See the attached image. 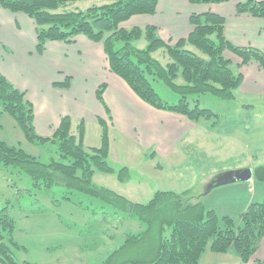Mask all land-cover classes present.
<instances>
[{
    "label": "trees",
    "instance_id": "1",
    "mask_svg": "<svg viewBox=\"0 0 264 264\" xmlns=\"http://www.w3.org/2000/svg\"><path fill=\"white\" fill-rule=\"evenodd\" d=\"M78 1L81 0H0V6L23 12L33 19L38 51L44 49L47 41L73 42L79 34L101 42L108 69L123 78L142 101L156 109L183 114L195 122L215 116L210 109L199 106L200 95L232 100L242 80L240 67L256 62L264 71V48L232 44L224 33L225 18L216 12L192 13V31L170 44L157 35L154 25L126 28L123 24L134 15L153 14L157 0H101L83 9L68 8ZM223 1L227 0H190L192 3ZM236 10L264 17V1L239 2ZM139 40L146 41V46H137L135 43ZM162 48L169 60L165 64L153 57V52ZM225 50L238 57L237 71L232 68L231 59L224 55ZM155 81L176 93L178 100L164 99L154 87ZM68 82L66 79L57 84L64 86ZM104 87L102 83L96 91L102 101ZM25 96L24 91L0 73V115L9 114L29 142L53 143L57 157L42 162L20 146L0 139V165L25 172L33 185L40 188L61 185L104 197L113 204L121 201L127 216L137 217L146 224L144 230L127 234L100 264H199L208 245L215 252H227L233 247L238 264H264L263 260L252 259L264 234V197L250 202L240 212L237 222L230 215L205 209L200 196L190 188L179 192L160 190L146 203L131 202L92 181L96 171L115 172L108 162L109 134L104 120L98 119L99 146L86 148L84 121L80 119L73 128L68 115L60 118L52 135L42 137L35 133L32 103ZM126 170L123 167L117 173L121 180H126L122 175ZM252 176L256 181H264V164L254 167ZM152 228L155 230L152 257L123 256L116 260L127 248L142 242ZM13 230V217L3 207L0 210V261L3 264H19L14 252L18 244Z\"/></svg>",
    "mask_w": 264,
    "mask_h": 264
},
{
    "label": "rangeland",
    "instance_id": "2",
    "mask_svg": "<svg viewBox=\"0 0 264 264\" xmlns=\"http://www.w3.org/2000/svg\"><path fill=\"white\" fill-rule=\"evenodd\" d=\"M92 2L99 4L102 1L81 0L68 8L83 9ZM227 2L230 3V0L220 3ZM192 4L199 5V3ZM200 4L218 5L206 2H200ZM170 6L176 11L179 10L182 14L179 17H183L186 12H189V16L195 12V9L184 6L181 2L161 0L163 10L159 11L154 18L151 17V20H162L163 12ZM17 13L23 12L0 6V73L16 88L24 91L26 99L31 103H33L30 99L32 94L36 101L33 103L34 105L32 104L35 133L47 137L52 134V130L43 127L40 118L37 119V87L44 80L52 78L51 80L56 84L55 88L66 89L67 85L60 87L57 82H63L66 79L69 81L72 74L55 71V65L62 64L77 68L79 73L82 70V64L77 62L70 53L62 56L49 51L46 54L48 55L46 60L37 59L34 54L40 55L41 52L44 54L46 46L52 41H47L42 51L36 50L37 34L33 19L24 13L16 18V15H21ZM140 15L143 16L134 15L124 26L126 28L146 26L149 15ZM134 19L136 20L134 21ZM128 22L130 23L128 24ZM9 32H13L17 40ZM157 35L161 38L162 31H159ZM78 37L86 36L79 34L74 41ZM74 41L64 42V44L66 47H70ZM135 44L142 48L146 46V41L139 40ZM24 47L27 48V56L24 55ZM2 55L6 56L5 59H2ZM224 55L231 59V66L237 71L238 57L228 50L224 51ZM82 56H85L84 50ZM153 57L162 64L169 61L163 48L153 52ZM89 72L92 75L97 74V69H91ZM76 80L77 76L74 75L73 81ZM154 87L168 102H176L179 98L162 82L155 81ZM235 94L236 99L232 100H220L210 94L199 96V106L210 109L215 116L208 120L200 119V124L205 125L206 130L196 127L194 131L184 137L169 157L158 156L155 153V149L157 150L158 147L151 140L149 145L147 144L148 139L144 140L145 144L142 143L144 148L132 142L133 140L143 142L138 131H136L137 134L132 133L136 139L128 140L117 130H114V126L125 128L120 123L122 120L120 114L114 107H111V111L108 110L110 106L107 107V103L97 97L99 104H103L102 110L105 112L103 117L98 116L103 118L108 128L111 150L109 164L114 167L115 172L96 171L92 181L135 203L148 202L156 191L179 192L190 188L193 193L200 196L205 209H214L219 215H230L237 222L240 212L245 210L250 202L256 198L263 199L264 181L255 180V188L249 190L248 184L235 186L230 183V177L226 178L228 181H224V179L228 175V171L236 166L248 164L256 167L264 164V122H262V119L264 120V100L256 95L251 96L250 102L253 103V109L244 114V117L250 119V136L246 143L248 146L245 148L246 152L236 154L235 151V155H229L226 148L221 152L212 148L211 143L209 144L205 140L192 144L194 139H190L198 134L199 139H209L213 136L218 137L221 143L226 141L224 135L227 129L236 124L239 116L237 115L239 111H236L235 108L238 104L245 106L247 102L240 89ZM64 115L66 114H62V116ZM90 115L85 118L87 121L85 122L86 138L85 142L83 139V144L85 143L86 148L90 147V144L97 145L100 140L101 126L96 122L93 123V118ZM253 118L256 122L252 121ZM242 132L240 131V137L245 141ZM235 133L238 134V131L235 130ZM0 139L10 145L20 146L42 162H49L51 158L57 157L53 143L50 141L43 144L29 142L22 129L6 113L0 115ZM199 139L197 140L199 141ZM123 167L128 169L122 173L126 180H121L117 176ZM215 173L218 174L214 188ZM259 193H261L260 197ZM242 203L246 205L244 209ZM124 206L121 201L113 204L106 201L104 197L91 196L61 185H53L49 189L40 188L33 185L31 178L25 172L11 166L0 165V210L6 207L8 214L13 217V238L18 244V248L14 252L19 264H27V262L30 264H100L113 249L122 243L127 234H136L146 228V224L142 220L127 216L126 211L123 210ZM150 231L142 242L127 248L123 255L119 254V257H116V260L123 256L138 259L152 257L155 247V230L152 228ZM238 263L239 258L233 247H230L227 252H215L208 245L199 259V264ZM0 264L3 263L0 261Z\"/></svg>",
    "mask_w": 264,
    "mask_h": 264
},
{
    "label": "crops",
    "instance_id": "3",
    "mask_svg": "<svg viewBox=\"0 0 264 264\" xmlns=\"http://www.w3.org/2000/svg\"><path fill=\"white\" fill-rule=\"evenodd\" d=\"M174 1H178V3L181 2L184 6H190L189 8L195 9L194 13H203L210 11L209 9H211L224 16V33L226 38L231 43L240 47L251 46L256 48H264V17L251 15L247 12L240 13L236 10V5L239 2L247 0H230V3H217L218 5L216 6L205 4L202 5L200 3L199 5L192 4L190 0ZM161 10H163V7H161V0H157L155 12L153 14H148L149 20L147 25H154L156 27L157 33L162 31V39L174 42L179 38L186 37L192 31L193 26L189 19V12H186L183 17H179L182 14H180L179 10L176 11L173 9L172 6L166 8V11L163 12L161 17L162 20L159 21L153 19L154 21H152L151 17L154 18V16L157 15ZM17 14L21 15H16V18L22 16L23 13ZM135 20L136 19H134V21ZM127 21H125L123 24H127ZM129 23L130 22H128V24ZM9 33L14 37L13 32ZM88 39L86 40V37H78V39L74 41V44L70 45V47H66L64 41L51 40L52 42L48 43L46 46V52L44 54L42 52L40 55L34 54L37 59L46 60L48 57L46 54L49 51L53 52L54 54L59 53V55L62 56L68 55V53H70L77 62L82 64V70L79 73L77 72V68L64 66L62 64L55 65V71H65L72 74L69 78L66 89L55 88L56 84L53 83L54 81L51 80L52 78L44 80L37 87L38 107L36 113L37 119L40 118V123H42L43 127L47 128L48 130H52L53 133L60 121L62 114H66L72 118L73 128H75L77 125L75 120L78 121L79 119H82L85 123L87 122L85 121V118L89 114H91L90 117L93 118L92 122L98 123V119H103L100 118V116L103 117V113L105 112L102 110L103 104L101 103L100 105L97 101L96 91L99 87V84L105 83V87L102 92L103 102L107 103V107L108 105L110 106L108 110L110 109L111 111V107L115 108V110L121 116V125L125 127L123 129L121 127L112 126L114 130H117L128 140L136 139L132 133L137 134L136 131H138L143 142L140 143L138 140H133L132 142H134L137 146L144 148L143 144H145V139H148V145L151 144L150 140L153 141L156 143V147H158L157 150L155 149V153L160 157L171 156L184 137L188 133L194 131L196 127L205 129V125L200 124V121L195 122L190 120L187 116L174 111L156 109L142 101L123 78L108 69L102 43L97 41L92 42ZM83 50L85 54L84 57L82 56ZM26 51L27 48L24 47L23 52L25 56H27ZM5 57V55H2V59H5ZM85 62L86 64L84 65ZM91 69H97V74H90L89 70ZM240 71L242 80L236 91L240 89L242 95L246 97L247 102L245 103V106L238 104L235 108L236 111H239V114H237L239 116L237 117L236 124H233L231 128L227 129L224 135L226 137V141L221 143L218 137L213 136L211 138L209 137V139H199L200 137H198L197 134L195 137L190 138L194 139L192 144H197V142L200 143L202 140H205L209 144L211 143V147L217 151L223 152L224 148H226L229 155H235V151L236 154L246 152L245 148H248L246 143L248 137L250 136V119L244 117V114L251 112L253 109V103L250 102L252 99L251 96L256 95L260 99L264 100V71L256 62H250L240 67ZM99 72L100 74L98 75ZM74 75L77 76V80L75 82L73 81ZM88 79L89 82H87ZM60 87L62 86L60 85ZM30 99L33 101V103H36L32 94ZM233 99H236V94ZM252 121L256 122L254 118ZM262 122H264L263 119ZM235 130L238 131V134L235 133ZM240 131H243L242 133L244 134L245 141L241 140ZM85 138L86 125L84 142ZM197 139H199V141ZM98 144L100 145V140ZM98 144H90L89 146H99ZM110 153L111 150L109 144L108 162L111 158ZM253 168L254 166L248 164L239 165L228 171V175L233 172L247 169H251L252 175ZM217 174L218 173L214 174V178L216 177L215 180L217 179ZM230 183L234 184L235 186H243L248 184L247 186L249 190L252 188L254 189L256 184L253 176H251L249 180H236L230 181ZM215 187L216 185L214 184V188ZM260 195L261 193L258 194L259 197ZM255 200L258 199L256 198ZM245 207V203H242V208L244 209ZM254 258L264 261V234L260 239L258 248L252 256V259Z\"/></svg>",
    "mask_w": 264,
    "mask_h": 264
},
{
    "label": "water",
    "instance_id": "4",
    "mask_svg": "<svg viewBox=\"0 0 264 264\" xmlns=\"http://www.w3.org/2000/svg\"><path fill=\"white\" fill-rule=\"evenodd\" d=\"M251 169H247V170H240V171H237V172H233V173H230L228 175V177H230V181H236V180H249L251 178ZM227 176L225 177L228 178ZM224 181H228V179H226Z\"/></svg>",
    "mask_w": 264,
    "mask_h": 264
}]
</instances>
